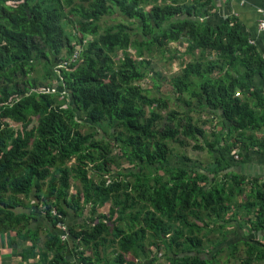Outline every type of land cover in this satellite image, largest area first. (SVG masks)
Instances as JSON below:
<instances>
[{"label": "trees", "instance_id": "trees-1", "mask_svg": "<svg viewBox=\"0 0 264 264\" xmlns=\"http://www.w3.org/2000/svg\"><path fill=\"white\" fill-rule=\"evenodd\" d=\"M211 9L208 0H0V236L14 235L23 262L42 249L34 264H219L224 249L238 252L227 242L239 218L264 230V192L241 187L256 181L238 180L231 154L235 132L264 113L256 48L236 19L210 26ZM156 57L179 72L170 94L151 97L143 86L160 90ZM191 142L212 166L191 167L173 147ZM252 243L242 240L237 264L263 261Z\"/></svg>", "mask_w": 264, "mask_h": 264}, {"label": "crops", "instance_id": "crops-1", "mask_svg": "<svg viewBox=\"0 0 264 264\" xmlns=\"http://www.w3.org/2000/svg\"><path fill=\"white\" fill-rule=\"evenodd\" d=\"M208 1L212 7L209 10L212 15L207 19L210 26L220 25L222 21L228 18L236 19L241 25L243 33L247 36L249 43L256 48L258 65L254 70L253 84L256 90L264 91V30H260L258 27L261 20V10L264 9V0ZM237 97H239L238 94ZM261 115L263 116L264 113L262 112L260 116H257L256 121L248 125L244 131L238 130L235 132V175L238 176V180L245 178L248 181H256L255 184L249 183L241 186L247 191L248 195L252 188L255 192H264V121L259 119ZM235 200L236 203H242L243 201L242 197H238ZM250 201H252L251 198ZM255 202H258V200H255ZM238 213L240 216H244L242 210ZM248 217L251 220L254 219L251 218V212H249ZM71 219L75 218L72 217ZM84 219L82 217L81 219L72 221V224L79 223ZM10 235H12L11 238H9V235L0 236V264L36 263L40 257L39 254L43 250L39 249L38 252H35L33 259L23 262L21 256L18 255L22 247L16 245L9 246L10 241L13 243L14 237L13 234ZM216 236L217 233L215 234ZM245 238L250 241V244L253 241L252 245L255 248L261 249L264 254V230H256L250 222L245 223L239 218V221L235 222V242H239L240 245ZM259 264H264V259Z\"/></svg>", "mask_w": 264, "mask_h": 264}, {"label": "rangeland", "instance_id": "rangeland-1", "mask_svg": "<svg viewBox=\"0 0 264 264\" xmlns=\"http://www.w3.org/2000/svg\"><path fill=\"white\" fill-rule=\"evenodd\" d=\"M179 48L182 49L184 47L182 46ZM170 51L172 52L173 48H170ZM170 51L167 54H169ZM158 58L159 57H156L154 59V63H153L154 71L153 72L158 73L161 76L159 78V81H157V85L160 87V90L155 91L153 88V83H151L150 80L143 86V88L146 89L150 93L151 97H159L160 95L164 96L166 94H170L171 90L167 86V80L170 79V77L172 75L177 74L179 72L178 62H173L172 65H170V62L168 60H166V59L161 60ZM170 108H171V110L182 113V110H176V108H174L173 104H171ZM162 114H165V113H162ZM201 119L206 120L208 118L204 114L201 117ZM216 123H217V121H212L209 125L205 126V128H204L205 132L208 134V141L212 140L211 136H209V135L212 131H214V129H216ZM194 145H195V143L191 142V146L187 147V148H181L180 149V147L177 145H174L173 147H174V149L179 150L182 154H185L186 156L190 157V159L192 160V163L189 166H191V167H194L195 165H197V166H201L203 169H205L206 166H212V156L210 154H208V151L206 149H204L202 151H200V150L195 151L192 148ZM200 145L204 146V140L203 139H201ZM231 154L234 155L235 152H233ZM213 155L216 157L218 154L215 153ZM214 156H213V158H214ZM174 160H176V161H178V163H182V164L184 161L182 157H178ZM171 163H173V160L171 161ZM124 168H128V166H124ZM208 170H212V169L210 168ZM234 172H235V168H234ZM109 207H110V205H107L106 207L100 209V211L102 213L108 212ZM234 242H235V234H232L229 236V241L227 242V244H231ZM209 248L211 249V247H209ZM243 248H244V245H242V244L238 245V252L236 253V255H235V251L233 253V252H230V250H228V249H224L223 252L217 257L219 264H237L235 257H238V255H242L244 253ZM151 249L154 250L153 248H151ZM108 255H109V258H111L113 261L114 254H113L112 250H110V249L108 250ZM135 263H137V261H135ZM143 264H157V263L149 261V262H143ZM159 264H167V263L164 262V263H159Z\"/></svg>", "mask_w": 264, "mask_h": 264}, {"label": "built area", "instance_id": "built-area-1", "mask_svg": "<svg viewBox=\"0 0 264 264\" xmlns=\"http://www.w3.org/2000/svg\"><path fill=\"white\" fill-rule=\"evenodd\" d=\"M258 27L260 30H264V9L261 10V20L259 21ZM76 59H78V52L74 53L66 61L62 62L61 66H59L58 68L59 69L66 68L70 62H74V61H76ZM56 74L59 75L58 72ZM54 214H55V212H54ZM61 228H62V230H65V226H62ZM65 238H66V234H63L61 236V239L64 241Z\"/></svg>", "mask_w": 264, "mask_h": 264}, {"label": "clouds", "instance_id": "clouds-1", "mask_svg": "<svg viewBox=\"0 0 264 264\" xmlns=\"http://www.w3.org/2000/svg\"><path fill=\"white\" fill-rule=\"evenodd\" d=\"M64 231V230H63ZM63 234H66V233H63ZM62 240V239H61ZM63 241V240H62ZM65 241V240H64Z\"/></svg>", "mask_w": 264, "mask_h": 264}]
</instances>
